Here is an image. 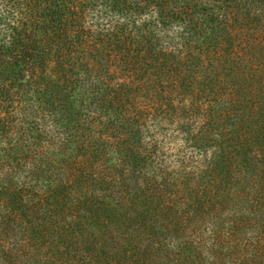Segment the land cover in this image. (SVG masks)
Masks as SVG:
<instances>
[{"label":"trees","instance_id":"16d2710c","mask_svg":"<svg viewBox=\"0 0 264 264\" xmlns=\"http://www.w3.org/2000/svg\"><path fill=\"white\" fill-rule=\"evenodd\" d=\"M262 60L264 0H0V264H264Z\"/></svg>","mask_w":264,"mask_h":264},{"label":"rangeland","instance_id":"374dc122","mask_svg":"<svg viewBox=\"0 0 264 264\" xmlns=\"http://www.w3.org/2000/svg\"><path fill=\"white\" fill-rule=\"evenodd\" d=\"M256 63L258 64V59ZM259 68L264 72V60L260 62ZM259 68L257 65V67L253 68V74H245V76H243V74H232L233 78L230 79L231 83L235 82L240 85L237 86L236 84V88L240 92L239 95L241 99L243 97L249 106H264V73H258ZM225 86L230 87L229 84L223 85V91H226ZM253 93L256 94V96H254ZM169 161L172 162L174 160L171 157ZM169 161H167L166 164L171 166L173 162L170 163ZM163 234L166 235L165 242H167L169 246L173 240L178 237V233L175 231L171 232L170 229H164Z\"/></svg>","mask_w":264,"mask_h":264}]
</instances>
